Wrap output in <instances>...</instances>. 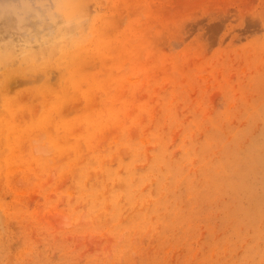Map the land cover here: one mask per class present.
<instances>
[{
  "label": "rangeland",
  "instance_id": "rangeland-1",
  "mask_svg": "<svg viewBox=\"0 0 264 264\" xmlns=\"http://www.w3.org/2000/svg\"><path fill=\"white\" fill-rule=\"evenodd\" d=\"M56 2L0 0V51L84 41L0 67V264H264V0Z\"/></svg>",
  "mask_w": 264,
  "mask_h": 264
},
{
  "label": "bare ground",
  "instance_id": "bare-ground-1",
  "mask_svg": "<svg viewBox=\"0 0 264 264\" xmlns=\"http://www.w3.org/2000/svg\"><path fill=\"white\" fill-rule=\"evenodd\" d=\"M78 8L79 6L78 4H74V0H57L55 4V9L58 15L56 16H60L67 24H71V25L75 24L74 22H71L70 19L74 18L78 14L79 12ZM0 14L2 15L3 13ZM70 15L72 16L70 17ZM78 19L82 20L83 17H78ZM72 29L73 27L70 29L69 32H67L69 33L68 39L66 38V33L60 32L56 34L52 40L47 41L46 44L42 46V50L38 53L29 52V51L28 52L18 51L17 54V50L14 48L12 44H10L9 50L0 51L1 53L0 67L6 68L8 64L12 60H14L15 62H18L19 66H21L20 70L22 72L25 73V71H30L33 72V74H35L42 72L44 68L56 67L58 69V66L66 63L69 60L71 63L74 57L76 56L77 52L79 50H82V48H84V45L82 43L84 41L83 40L80 41V39H82L83 36L77 39L72 33ZM78 30L79 33L82 34L80 28ZM8 75L9 74L6 73L3 76L7 77Z\"/></svg>",
  "mask_w": 264,
  "mask_h": 264
}]
</instances>
